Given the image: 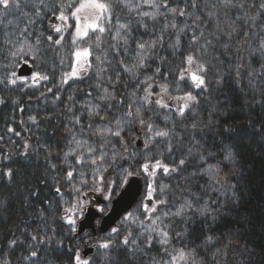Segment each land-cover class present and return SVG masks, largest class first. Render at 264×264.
<instances>
[{
    "label": "snow or ice",
    "instance_id": "6c2138e0",
    "mask_svg": "<svg viewBox=\"0 0 264 264\" xmlns=\"http://www.w3.org/2000/svg\"><path fill=\"white\" fill-rule=\"evenodd\" d=\"M145 5L151 10H144ZM117 9L127 12L123 22ZM45 20L52 33L46 36L36 31ZM133 22L142 35H133ZM0 26V50L7 60L0 65L4 88L23 90L50 82L47 72L35 70L38 58L45 45L49 50L62 47L65 34L72 46L71 70L62 73L54 99L60 100L69 81H82L90 72L96 80L92 90H80L85 91L83 102L67 97L71 126L65 128L64 150L57 154L68 197L57 183L58 219L73 243L66 244L48 223L46 209L57 211L50 200L40 207L33 203L39 192L29 190L21 205L29 219L8 229L0 242V264H96V257L82 253L83 237L77 239L82 221L90 206L105 214L108 205L101 201L110 202L116 188L123 189L121 197L127 195L141 175L147 184L139 201L143 219L127 212L123 223L134 230L126 229L118 241L112 237L121 229L111 228L109 238L97 245L103 264H137V259L139 264H254L256 253L242 232L225 226L227 202H238L237 183L230 182L239 172L235 133L223 128V138L213 135L222 126L212 117H227V101L213 97L227 80L249 98V106L264 105V0H0ZM102 35L110 37L108 52L100 47ZM6 103L0 96V105ZM200 108L207 122L200 118ZM28 119L38 126L35 115ZM253 132L264 137V124ZM6 133L23 139L11 126ZM37 151L44 152L45 166L59 182L52 145L23 140L17 155L28 158ZM165 153L173 158L171 164L164 163ZM3 159L10 161L12 153ZM158 172L179 179L174 187L160 185ZM112 173L119 183L105 179ZM16 176L13 167L0 171L12 187ZM97 193L101 201L94 202ZM10 207L0 196V211L7 213ZM29 208L36 209L35 216ZM196 225L200 230L194 236ZM154 248L159 261L150 255Z\"/></svg>",
    "mask_w": 264,
    "mask_h": 264
},
{
    "label": "trees",
    "instance_id": "16d2710c",
    "mask_svg": "<svg viewBox=\"0 0 264 264\" xmlns=\"http://www.w3.org/2000/svg\"><path fill=\"white\" fill-rule=\"evenodd\" d=\"M29 10V9H25ZM144 10L150 11L151 9L145 5ZM116 15H120L122 22L127 16L126 10L117 9ZM179 23V21H177ZM115 23V19L113 20ZM151 26V25H150ZM134 36L142 35V29L136 31L135 23L133 22ZM0 30H3V26H0ZM36 31H42L43 34H51L47 29V21L38 22ZM71 31V30H70ZM54 39L57 37L54 36ZM145 39L148 37L145 36ZM110 37L107 35L101 36L100 47L105 52L109 51L108 44ZM72 46L70 44V36L65 34V40L63 46L59 48L48 49L47 45L42 49L40 57L38 58L39 68H35L36 71L47 72L50 76V82L47 84L41 83L35 88L23 89L19 87L6 89L0 85V96H4L7 103L0 105V135L5 136V140L0 142V147H5V151L0 153V171L6 167H13L17 170V176L15 178L16 185L12 187L7 184L2 178H0V196L8 199L11 202V207L7 213L0 211V242H3L5 234L8 229H14L21 223V220H28L29 216L24 215V210L21 205L24 201L25 194L29 190H35L39 192V199L34 200V204H39L40 207H45L41 204V201L50 200L54 209L57 211H50L46 209V215L48 216V223L58 229L57 236L65 240L66 244L71 245L73 241L69 239V233L67 227H61V222L58 219L62 212L59 210V206L56 203L58 197L55 195L53 189L55 186L61 187V191L67 193L64 188L63 171L61 166V160L57 158L58 153H62L64 150V143L66 138L65 128L70 127L68 123L70 117L66 113L64 105L67 103V97L72 95L74 98L83 102L85 97V91L92 90V86L96 83L94 75L90 72L88 77L82 81H69L67 85L63 86V91H60V100L54 99V93L57 92L55 85L59 84L60 78L63 72L70 71ZM100 53L94 51L93 55H99ZM103 59V56L101 57ZM122 58L126 59V57ZM108 59H112L109 55ZM61 60L64 61L63 67L60 66ZM7 63V60L3 58L2 50H0V65ZM94 67H98L95 60L92 61ZM115 63V61H113ZM55 69L51 71L50 69ZM0 75H3L0 70ZM121 78L126 79L123 73ZM163 82V81H161ZM51 87L53 92H47V88ZM183 87V85H182ZM217 91L213 92V97L222 101H227V117L214 116L212 119L218 120L222 127L215 128L213 135L224 137L223 128H229L235 133L232 142L236 144L237 151L239 153V165H238V178L236 181H230L237 183V196L238 202L233 204L232 201L227 202V210L229 212L228 219L225 221L226 228L236 229L238 228L244 235L245 240L248 242L249 247L256 253L253 256L254 264H264V256L261 255L264 250V137L255 136L254 127L259 128L264 124V105L249 106V98L246 95H241L234 87L231 80L225 81L223 85L217 86ZM85 90V91H80ZM191 90V89H188ZM247 88L244 92L247 93ZM44 93V95H42ZM93 91V95H95ZM178 94V93H174ZM194 94H196L194 92ZM257 99H260L257 96ZM12 101H18V104H14ZM203 104V101H202ZM23 107L24 111L20 112L19 108ZM255 109V110H253ZM205 122L208 120L206 111L204 108L198 109ZM35 115L39 121L38 126L33 125L29 121L28 117ZM23 120L25 123L21 124ZM159 123V121H157ZM11 126L16 131L21 133L20 137L6 133V128ZM163 127V124H161ZM10 137V139H9ZM10 140H15L16 144L13 145ZM23 140H28L33 146L37 144H50L52 145L53 155L51 162L57 164V171L61 175V180L56 182L53 177L56 175L50 168H47L44 163V152L37 151L28 158H21L17 155V149L21 148ZM8 153H12V159H3ZM159 158V156H157ZM164 163L171 164L173 158H170L166 153L163 157ZM144 183L143 194L140 200L143 199L146 191V180L143 175L140 176ZM106 180H115L119 183V177L112 173L111 175L105 174ZM170 180L165 177L162 172L157 173V180L160 185L175 186L176 180ZM45 182L47 187L44 186ZM70 187V186H69ZM122 188H116L114 191L117 196ZM95 196H100L97 193ZM159 198V197H158ZM112 199V200H113ZM112 200L105 203L108 205L106 212L109 210ZM67 206V205H66ZM28 213L35 216L36 209H27ZM105 212V213H106ZM134 216L143 219L141 214L140 204H138L130 211ZM104 215V214H103ZM124 217V216H123ZM100 222V221H99ZM115 227L121 229L119 236L112 237L114 240H119L125 234L126 229L134 230V226L130 224H124L123 218L117 223ZM199 225L194 228V236L199 234ZM111 231L106 234H97L93 236L91 232L79 235L83 237L80 243L84 247L88 242L96 246L95 252L91 255L96 257V264H103V251L97 248L100 241L109 238ZM178 246V245H176ZM82 247V248H83ZM150 255L159 261L160 253L157 248H154ZM15 261V258H13ZM139 264V259H137ZM147 264V262H145Z\"/></svg>",
    "mask_w": 264,
    "mask_h": 264
},
{
    "label": "water",
    "instance_id": "95a60500",
    "mask_svg": "<svg viewBox=\"0 0 264 264\" xmlns=\"http://www.w3.org/2000/svg\"><path fill=\"white\" fill-rule=\"evenodd\" d=\"M52 34V33H51ZM27 71V69H25ZM5 151V147H0V152L3 153ZM144 189L143 180L138 177L135 182L132 183V188L129 190V193L123 197L119 195L123 191L118 193V195L112 201L111 207L109 211L102 217L101 224L99 228L96 226V221L101 218V214L95 211L93 206H90L89 212L86 214L85 219L82 221L83 231L78 233V235L90 230L94 236L98 233L106 234L111 231L112 227H115L117 223L122 219V217L130 212L141 199L142 193ZM95 201H101V197H94ZM104 202L105 201H101ZM77 235V236H78ZM87 252L88 255H91L94 252V248H86L83 252Z\"/></svg>",
    "mask_w": 264,
    "mask_h": 264
},
{
    "label": "flooded vegetation",
    "instance_id": "af4514ba",
    "mask_svg": "<svg viewBox=\"0 0 264 264\" xmlns=\"http://www.w3.org/2000/svg\"><path fill=\"white\" fill-rule=\"evenodd\" d=\"M89 245L91 246V243L90 242H88L87 245H85L83 248H85L86 246H89ZM93 246L96 248L95 245H93Z\"/></svg>",
    "mask_w": 264,
    "mask_h": 264
}]
</instances>
